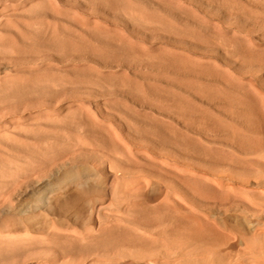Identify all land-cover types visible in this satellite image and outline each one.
I'll list each match as a JSON object with an SVG mask.
<instances>
[{
  "label": "rangeland",
  "instance_id": "374dc122",
  "mask_svg": "<svg viewBox=\"0 0 264 264\" xmlns=\"http://www.w3.org/2000/svg\"><path fill=\"white\" fill-rule=\"evenodd\" d=\"M0 264H264V0H0Z\"/></svg>",
  "mask_w": 264,
  "mask_h": 264
}]
</instances>
